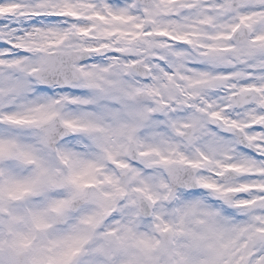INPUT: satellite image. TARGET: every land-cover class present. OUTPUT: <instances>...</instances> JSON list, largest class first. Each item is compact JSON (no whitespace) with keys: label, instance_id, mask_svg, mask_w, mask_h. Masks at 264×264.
<instances>
[{"label":"snow or ice","instance_id":"6c2138e0","mask_svg":"<svg viewBox=\"0 0 264 264\" xmlns=\"http://www.w3.org/2000/svg\"><path fill=\"white\" fill-rule=\"evenodd\" d=\"M0 264H264V0H0Z\"/></svg>","mask_w":264,"mask_h":264}]
</instances>
